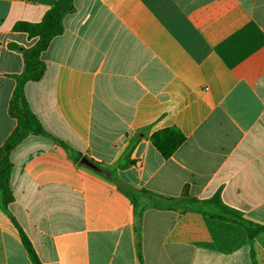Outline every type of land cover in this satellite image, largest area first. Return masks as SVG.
Returning <instances> with one entry per match:
<instances>
[{"label":"crops","instance_id":"obj_1","mask_svg":"<svg viewBox=\"0 0 264 264\" xmlns=\"http://www.w3.org/2000/svg\"><path fill=\"white\" fill-rule=\"evenodd\" d=\"M56 1L0 0V147L17 125L13 76L37 42L14 25ZM74 3L25 85L45 134L10 154L0 264H32L13 218L42 264H264V232L251 243L182 196L220 194L264 225V0ZM167 127L186 141L164 159L151 135ZM142 191L181 201L158 208Z\"/></svg>","mask_w":264,"mask_h":264},{"label":"trees","instance_id":"obj_2","mask_svg":"<svg viewBox=\"0 0 264 264\" xmlns=\"http://www.w3.org/2000/svg\"><path fill=\"white\" fill-rule=\"evenodd\" d=\"M75 11L74 0H57L56 3L44 14L39 22L19 21L14 25L17 32L26 33L30 38H37V42L30 48L23 49L24 71L13 76L16 80V86L13 91L9 114L17 120V125L11 132L5 143L0 147V205L4 210L14 200L11 188V174L13 164L10 154L29 135H44L45 130L30 110L25 98V85L31 81H38L42 78L46 66L41 58L53 38L64 31V17ZM186 141V136L176 127H167L154 132L151 135L152 144L158 149L164 159L170 158L174 152ZM101 171V169H100ZM104 172V170H102ZM128 192L137 202V195L131 189ZM150 199H153L152 205L158 208H174L178 205L179 199L173 197H164L155 195L146 191ZM183 198L189 203H196L197 209L207 211L211 216L236 222L246 228L250 242L253 243L258 234L264 232V225L254 223L246 219L238 210L227 206L221 199L220 194L204 201H198L190 198L187 189L183 191ZM14 224L19 230L22 243L32 261V264H42L36 253L30 239L13 218Z\"/></svg>","mask_w":264,"mask_h":264},{"label":"water","instance_id":"obj_3","mask_svg":"<svg viewBox=\"0 0 264 264\" xmlns=\"http://www.w3.org/2000/svg\"><path fill=\"white\" fill-rule=\"evenodd\" d=\"M83 162L88 165L89 167L96 169V165L91 163L88 159H83Z\"/></svg>","mask_w":264,"mask_h":264},{"label":"built area","instance_id":"obj_4","mask_svg":"<svg viewBox=\"0 0 264 264\" xmlns=\"http://www.w3.org/2000/svg\"><path fill=\"white\" fill-rule=\"evenodd\" d=\"M136 164H137V165H140V162H137Z\"/></svg>","mask_w":264,"mask_h":264},{"label":"rangeland","instance_id":"obj_5","mask_svg":"<svg viewBox=\"0 0 264 264\" xmlns=\"http://www.w3.org/2000/svg\"><path fill=\"white\" fill-rule=\"evenodd\" d=\"M178 204H180V203H178Z\"/></svg>","mask_w":264,"mask_h":264}]
</instances>
